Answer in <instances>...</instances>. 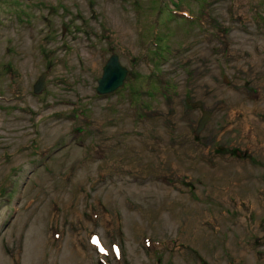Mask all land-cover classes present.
I'll return each instance as SVG.
<instances>
[{"label": "rangeland", "instance_id": "374dc122", "mask_svg": "<svg viewBox=\"0 0 264 264\" xmlns=\"http://www.w3.org/2000/svg\"><path fill=\"white\" fill-rule=\"evenodd\" d=\"M0 264H264V0H0Z\"/></svg>", "mask_w": 264, "mask_h": 264}, {"label": "water", "instance_id": "95a60500", "mask_svg": "<svg viewBox=\"0 0 264 264\" xmlns=\"http://www.w3.org/2000/svg\"><path fill=\"white\" fill-rule=\"evenodd\" d=\"M125 73L126 68L119 63L117 55L113 52L110 53L105 62L102 64V71L100 76L96 78V92L104 93L115 88L117 85L121 84ZM44 75L45 71L40 72L32 82L31 86L34 93H37L41 90L43 86ZM207 115V111L201 112L195 124V128L193 131L194 134H197V132L203 127Z\"/></svg>", "mask_w": 264, "mask_h": 264}, {"label": "bare ground", "instance_id": "6f19581e", "mask_svg": "<svg viewBox=\"0 0 264 264\" xmlns=\"http://www.w3.org/2000/svg\"><path fill=\"white\" fill-rule=\"evenodd\" d=\"M118 19V18H117ZM115 22V21H114ZM120 22V21H119ZM123 25V24H122ZM120 27V26H119ZM117 29V28H116ZM119 30H121V28L119 29ZM129 30V29H128ZM126 31V30H125ZM121 32V31H120ZM129 32V31H128ZM124 34V33H123ZM125 36V35H124Z\"/></svg>", "mask_w": 264, "mask_h": 264}, {"label": "snow or ice", "instance_id": "6c2138e0", "mask_svg": "<svg viewBox=\"0 0 264 264\" xmlns=\"http://www.w3.org/2000/svg\"><path fill=\"white\" fill-rule=\"evenodd\" d=\"M93 242L95 243L96 241L94 240Z\"/></svg>", "mask_w": 264, "mask_h": 264}]
</instances>
